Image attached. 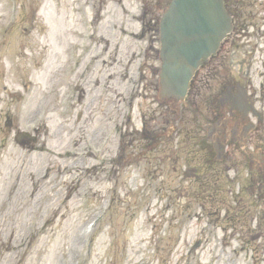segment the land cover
<instances>
[{"label":"rangeland","instance_id":"obj_1","mask_svg":"<svg viewBox=\"0 0 264 264\" xmlns=\"http://www.w3.org/2000/svg\"><path fill=\"white\" fill-rule=\"evenodd\" d=\"M170 1L0 0V264H256L194 249L205 220L182 218L177 208L184 202L166 206L160 177L172 191L188 158L209 154L189 113L162 175L159 162L114 168L116 146L84 144L81 112L91 114L89 133L106 110L126 108L122 96L145 56L131 116L136 107L163 111L153 73L160 66L159 20ZM143 5L151 18L140 13ZM236 11L246 25L252 12L264 17V0H239ZM217 77L202 83L204 110L222 82ZM23 132L34 139L18 138ZM193 213L198 217L199 208Z\"/></svg>","mask_w":264,"mask_h":264},{"label":"flooded vegetation","instance_id":"obj_2","mask_svg":"<svg viewBox=\"0 0 264 264\" xmlns=\"http://www.w3.org/2000/svg\"><path fill=\"white\" fill-rule=\"evenodd\" d=\"M225 2L232 19V32L216 55L194 74L184 101H162L159 98L161 62L158 55L160 66L153 76L158 79L156 93L158 104L164 105L163 111L154 110L149 114L136 107V117L132 118L134 101L138 98L142 80L145 81V56L139 61L122 96L127 97L128 106L116 114L112 113L114 108L106 110L89 133L87 127L92 125L91 114L88 117V111L81 112V130L85 145L87 141L90 144L96 142L98 147L103 141L102 146H116L111 162L114 168L122 170L133 163L146 166L159 162L162 175L174 159L181 139V132H177L182 128L184 113H189L197 126L196 137L199 128L205 133V148L209 154L202 158H188L189 163L183 171L180 170V180L172 191L165 189V179L160 177L166 206L174 202L178 207L184 202L177 208L182 218L205 220L207 229L197 231V240L192 242L194 249H208L212 258L249 257L255 259L256 264L257 260L264 264V55L262 58L259 56L264 54L261 48L264 47V17L252 12L251 21L243 25L240 22L244 13L236 11L239 0H234L233 5L227 0ZM140 13L151 18L153 12L143 5ZM257 17L259 20L255 24L252 20ZM251 24L252 33L248 32ZM202 68H209L208 76L200 75ZM218 75H222V82L216 93L209 94V106L204 110L198 105L202 83L216 80ZM87 78L84 77V83ZM95 83L96 89L99 88L101 83ZM80 93L85 94V90L82 88ZM191 93L189 102L187 98ZM85 99L83 97V101ZM9 123L6 124L8 128ZM34 133L37 135L38 130ZM108 152L111 153L110 150ZM186 200L191 201L190 204ZM194 207L199 208L198 217L193 213ZM181 223L186 224V220ZM202 238L206 239L204 248Z\"/></svg>","mask_w":264,"mask_h":264},{"label":"water","instance_id":"obj_3","mask_svg":"<svg viewBox=\"0 0 264 264\" xmlns=\"http://www.w3.org/2000/svg\"><path fill=\"white\" fill-rule=\"evenodd\" d=\"M231 30L223 0H172L159 22V98L183 101L195 72Z\"/></svg>","mask_w":264,"mask_h":264},{"label":"bare ground","instance_id":"obj_4","mask_svg":"<svg viewBox=\"0 0 264 264\" xmlns=\"http://www.w3.org/2000/svg\"><path fill=\"white\" fill-rule=\"evenodd\" d=\"M166 10H167V9H165V11L163 12V14L166 12ZM163 14H162V15H163ZM162 15H161V17H162ZM18 245H19V244H18ZM11 246H14L15 248H17V247L19 248V246H16L15 244H14V245H11ZM20 248H22V247H20ZM21 255H22V254H21ZM20 258H21V257H20Z\"/></svg>","mask_w":264,"mask_h":264}]
</instances>
